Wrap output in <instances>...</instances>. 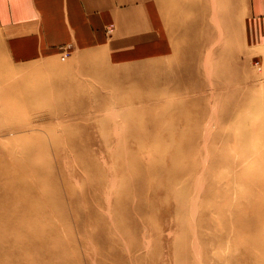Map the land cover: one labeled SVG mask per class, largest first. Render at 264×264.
Returning a JSON list of instances; mask_svg holds the SVG:
<instances>
[{
    "label": "rangeland",
    "instance_id": "1",
    "mask_svg": "<svg viewBox=\"0 0 264 264\" xmlns=\"http://www.w3.org/2000/svg\"><path fill=\"white\" fill-rule=\"evenodd\" d=\"M160 2L119 87L0 52V264H264V0Z\"/></svg>",
    "mask_w": 264,
    "mask_h": 264
},
{
    "label": "crops",
    "instance_id": "2",
    "mask_svg": "<svg viewBox=\"0 0 264 264\" xmlns=\"http://www.w3.org/2000/svg\"><path fill=\"white\" fill-rule=\"evenodd\" d=\"M183 29L160 0H0V52L9 63H51L72 45L67 66L80 87H119L128 66L173 55Z\"/></svg>",
    "mask_w": 264,
    "mask_h": 264
},
{
    "label": "built area",
    "instance_id": "3",
    "mask_svg": "<svg viewBox=\"0 0 264 264\" xmlns=\"http://www.w3.org/2000/svg\"><path fill=\"white\" fill-rule=\"evenodd\" d=\"M71 50H72V45H67L66 47H64L61 51L60 59L64 60L69 55Z\"/></svg>",
    "mask_w": 264,
    "mask_h": 264
},
{
    "label": "bare ground",
    "instance_id": "4",
    "mask_svg": "<svg viewBox=\"0 0 264 264\" xmlns=\"http://www.w3.org/2000/svg\"><path fill=\"white\" fill-rule=\"evenodd\" d=\"M263 159H264V158H262L261 160H259V163H260V164H263V163H264ZM243 164H244V163H243ZM263 185H264V184H263ZM12 220H13V225H14L15 228L20 226V223H19L16 219H12ZM26 230H27V229H26Z\"/></svg>",
    "mask_w": 264,
    "mask_h": 264
}]
</instances>
